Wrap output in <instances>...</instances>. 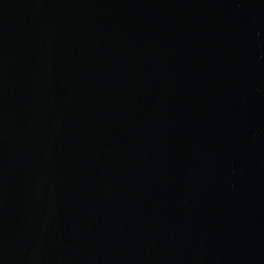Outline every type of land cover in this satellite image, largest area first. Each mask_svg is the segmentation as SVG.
<instances>
[{
  "label": "water",
  "instance_id": "obj_1",
  "mask_svg": "<svg viewBox=\"0 0 264 264\" xmlns=\"http://www.w3.org/2000/svg\"><path fill=\"white\" fill-rule=\"evenodd\" d=\"M255 0H0V264H238Z\"/></svg>",
  "mask_w": 264,
  "mask_h": 264
}]
</instances>
